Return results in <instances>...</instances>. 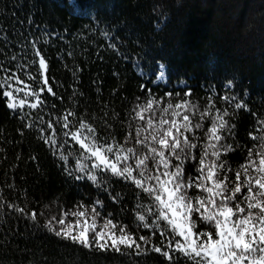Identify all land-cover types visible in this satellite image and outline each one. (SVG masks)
Returning a JSON list of instances; mask_svg holds the SVG:
<instances>
[{
    "label": "trees",
    "instance_id": "obj_1",
    "mask_svg": "<svg viewBox=\"0 0 264 264\" xmlns=\"http://www.w3.org/2000/svg\"><path fill=\"white\" fill-rule=\"evenodd\" d=\"M34 49L45 57L46 73H40ZM10 74L14 82L0 83V90H35L43 104L33 109V96L15 92L26 105L9 109L0 91V264H195L175 251L182 238L166 221L160 228L143 227L138 211L150 224L156 218L146 212L150 199L131 182L105 173L109 182L97 186L69 176L70 170L83 175L77 160L86 168L97 161L64 133L76 131L77 121L90 125L92 133L79 130L84 142L95 136L96 147L106 154L111 145L108 158L122 167L114 153L124 148L121 155H126L132 146L140 152L128 133L135 136L139 126L145 130L141 138L150 135L148 119L156 128L161 119L183 124L188 115L199 156L211 121L222 117L232 135L220 129L221 143L232 144V150L221 158L242 171L264 143V0H0V81ZM45 75L48 85L41 90L37 82L42 84ZM149 96L151 109L136 115L133 109L139 111L138 104L146 105ZM169 103L173 107L164 112ZM64 116L70 129L62 126ZM185 172L195 175L194 165L186 162ZM234 179L229 172L226 184ZM196 193L189 189L190 195ZM80 211L83 217L72 215ZM87 216L112 219L140 249L120 245L117 252L107 244L101 250L91 239L85 248L46 227L52 220L56 230L65 229ZM209 230L197 223L193 231L199 236ZM142 235L147 243L139 240ZM157 247L161 252L154 251ZM166 250L171 260L163 256Z\"/></svg>",
    "mask_w": 264,
    "mask_h": 264
},
{
    "label": "snow or ice",
    "instance_id": "obj_2",
    "mask_svg": "<svg viewBox=\"0 0 264 264\" xmlns=\"http://www.w3.org/2000/svg\"><path fill=\"white\" fill-rule=\"evenodd\" d=\"M33 54L38 57L40 73H46L48 65L45 57L35 49ZM12 82L14 81L11 74L8 80L0 81L5 87H8ZM20 82L23 83V81ZM37 83L41 90H44L43 86L48 85L47 76L43 77L42 84L39 81ZM0 91H2L3 97L8 98L7 107L9 109H23L26 105L25 99L17 101L14 95L15 92H23L25 97L33 96L36 101L30 104L33 109L43 104L39 92L35 90L24 92L23 89L17 88ZM46 91L53 93L52 87H47ZM224 99L227 101L231 98L224 97ZM153 103L154 101L149 96L146 105L140 106L138 104L139 111L136 109H133V111L136 112V115H140L145 107L151 109ZM181 106L177 103L175 108L180 109ZM52 107H55V105H52ZM172 107L173 105L169 103L163 111L167 112ZM235 107L241 108L242 106L236 103ZM173 115H178V113H173ZM224 115H227V112ZM140 119L143 120V116H140ZM183 121V124H178L175 120L168 122L161 119L159 126L153 128V120L148 119L146 122L147 127L152 129L150 135H144L141 138L142 132L145 130L139 126L135 128V136L129 132L128 138L134 140L135 144L141 145L142 150L137 152L134 146L127 147V154L122 156L121 153L125 149L119 148L114 155L117 162L123 161L122 167H117V163L109 160L107 154L113 153L111 145L107 147L106 154L96 147L95 136L88 143L84 142L87 137L82 138L79 130L87 129L89 133L94 130L90 125L77 121V124L73 125L77 130H69L64 135L71 136L72 140L79 143L82 149L90 152L91 157L95 158L97 163L93 164L91 168H86L77 160L76 170L78 173H83V175L75 174L71 170L68 175L76 180L86 178L97 186H101V182L105 184L109 182L106 180L105 173H110L111 176L120 177L124 181L131 182L136 189L146 194L151 201V205L155 207L154 212L152 206L146 209V212H152V215L156 218L155 224L146 221L145 214H140L138 211L137 219L143 222V227L146 229L149 227L160 228L161 222L166 221L173 233L184 238L183 243L176 241L175 251L194 261L195 264H245V260L249 256L252 257L250 264H264V255H261L259 259L254 255L256 251L264 254V155H261L259 165L255 166V171L258 173L255 178L249 175L247 164L240 166L247 177L245 181L247 195L240 197L238 200L237 194L242 191L241 184L238 183L241 179V171L233 169L227 160L221 158L223 153L232 150V144L221 143L225 137L219 134L220 129L227 128V135H232V128L229 126L228 121L222 117H217L211 121V128L205 133V139L208 142L200 147L199 156L193 151L198 147L199 138L193 132L188 115L183 116ZM165 124H167L166 128L164 127ZM46 126L48 128L52 127L51 123ZM62 126L64 129H70L68 116L63 117ZM27 127H32V125L28 124ZM195 128L200 129L201 124L196 123ZM40 131H43V129ZM185 133H192L193 139L190 140ZM41 139L48 140V137H41ZM48 142L52 145L56 143L54 139L48 140ZM260 148L264 152V143L261 144ZM251 155V152H249V159ZM60 159L62 162H67L69 157L62 154ZM186 162L194 165L195 175H186ZM251 163L255 165V161ZM94 169L96 171H93ZM229 172H232L235 177L231 187L226 184ZM209 181H211L210 185ZM253 186H258L255 195L253 194ZM189 189L198 190V193L190 195ZM111 199L114 202L118 200L117 197H111ZM242 202L246 203L247 211L245 207H241ZM96 203L101 208L104 207L102 201L97 200ZM13 207L15 206L13 205ZM139 208H143V205H139ZM253 209L257 211L253 212ZM16 210L21 213L25 211L23 208ZM92 212L99 215L95 207L92 208ZM72 215L83 217L85 213L80 211L78 213L74 212ZM234 216L235 219H233ZM31 218L36 219V213H32ZM190 222L191 226H189ZM59 223L63 225L64 221L60 220ZM197 223L210 229L209 231L199 232V236L204 237L203 241L199 243L193 239V236L196 235L193 228L196 227ZM109 226L116 227L112 223V219H108L105 223V228ZM46 227L50 231H54L56 236H63V238L79 243L85 248L91 246L86 234L87 229L74 235L71 227L66 230H56L53 227L52 220H49ZM89 227H92V225H89ZM93 231L98 248L101 250L106 249L108 247L107 241L105 243H100V241L104 240L107 233L95 231L94 229ZM214 233L216 239H213ZM160 235L163 236L164 232L161 231ZM108 239L111 240L112 248L117 252L120 251V245L132 248L135 244L133 237L124 234L123 229H121V235L112 234L108 236ZM139 240L147 243L146 237L143 235L139 237ZM170 245L171 241L169 242ZM135 247L140 249L139 244H135ZM154 251L161 252V248L157 247ZM163 256L168 257L169 260L172 259L167 250L163 252Z\"/></svg>",
    "mask_w": 264,
    "mask_h": 264
},
{
    "label": "rangeland",
    "instance_id": "obj_3",
    "mask_svg": "<svg viewBox=\"0 0 264 264\" xmlns=\"http://www.w3.org/2000/svg\"><path fill=\"white\" fill-rule=\"evenodd\" d=\"M159 80H163V77L160 76ZM19 93V92H17ZM17 101L21 99V97H18L16 98ZM102 152V151H101ZM103 153V152H102ZM261 155H264V152L261 151V149H259L258 151L255 152V154L253 155V160H251L247 165L249 166L248 167V172H249V175L252 176L253 178H255L258 173H256L255 171V166L259 165V160L261 158ZM110 160V159H109ZM252 161H255V165H253L251 162ZM112 162V161H111ZM115 163V162H114ZM118 166V165H117ZM244 172L243 170L241 171V181H238V183L241 184V188H242V191L241 193H238L237 194V199L239 200L240 197L242 196H246L247 195V184L245 183L247 177L244 176ZM242 178L244 180H242ZM211 184V181H209V185ZM229 187L232 186V183L230 185H228ZM258 191V186H253V194L255 195ZM241 207H245L246 211H247V208H246V203H241ZM257 210L253 209V212H256ZM236 217L234 216L233 219H235ZM105 223L106 221H100L98 218L96 217H90V216H87V218H83V219H76V222L75 223H67L66 227H65V230L68 228V227H71L72 229V232L74 235L78 234L79 231L81 230H84V229H87V236L89 238V240L91 239L92 241L95 242V238H94V231H103L105 233H107V235L105 236L104 240H101L100 243H105V241H107V244H112L111 240L108 239V236L109 235H116V236H119L121 235V231L117 230L116 228H112L111 226L105 228ZM89 225H92V227H89ZM189 226H191V222L189 223ZM194 230V228H193ZM194 232V231H193ZM91 237V238H90ZM182 238V242H184V238ZM200 238L201 236H196L194 235L193 236V239H195L197 241V243L203 241L201 240L200 241ZM203 238V237H202ZM255 257L257 259L260 258L261 255H264L262 253H260L259 251H256L254 253ZM251 256H249L246 260H245V264H250V261H251Z\"/></svg>",
    "mask_w": 264,
    "mask_h": 264
}]
</instances>
